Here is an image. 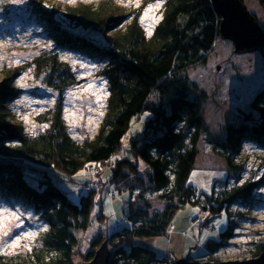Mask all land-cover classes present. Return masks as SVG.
I'll list each match as a JSON object with an SVG mask.
<instances>
[{
  "label": "trees",
  "instance_id": "obj_1",
  "mask_svg": "<svg viewBox=\"0 0 264 264\" xmlns=\"http://www.w3.org/2000/svg\"><path fill=\"white\" fill-rule=\"evenodd\" d=\"M257 1L264 8V0ZM44 3L35 1L33 16L45 23L56 48L100 63L99 77L106 81L109 92L107 112L94 140L76 141L62 120L61 110L48 133L30 137L11 107L17 99L15 71L6 72L0 82V197L32 210L45 221L47 230L28 260L15 262V258L0 255V264H84L93 261L104 244L111 253L109 264H175L177 260L159 258L137 239L165 236L177 212L189 205L209 213L202 228L209 227L223 212L229 214L228 228L220 239L209 240L204 255L188 258L195 264L204 258L219 263L216 256L229 245L238 228L230 208L239 202H250L251 208L252 194L264 185L246 182L227 188L239 172L236 155L243 144L256 143L264 149V88L249 111L241 113L242 122L227 127L226 139L213 142L227 163L228 180L219 189L214 187L210 195L200 192L189 184V178L206 127L202 110L207 94L188 73L207 62L221 39V18L212 0H163L164 17L153 34L144 26L140 11L130 12L115 0L59 8V12L42 8ZM59 15L68 23L58 20ZM86 32L100 35L105 44ZM34 63L37 74L43 75L52 90L64 92L79 84L57 52L44 53ZM154 94L157 99H153ZM145 112L144 130L127 140L134 119ZM108 166L109 185L104 183L84 193L78 203H73L46 171L53 168L72 180L87 167L103 176ZM36 167L45 170L44 177L28 181L26 170L35 172ZM106 188L113 199L117 193L128 195L124 215L132 221L131 227L104 231L108 217L103 200L96 203V199ZM151 193L166 205L153 215L147 200ZM94 212L99 229L84 251L80 236L85 237L91 227ZM256 248L257 258L264 254V242Z\"/></svg>",
  "mask_w": 264,
  "mask_h": 264
},
{
  "label": "rangeland",
  "instance_id": "obj_2",
  "mask_svg": "<svg viewBox=\"0 0 264 264\" xmlns=\"http://www.w3.org/2000/svg\"><path fill=\"white\" fill-rule=\"evenodd\" d=\"M35 1L37 0H21V2L13 3L12 0H0V82L5 78L7 71H15L13 82L17 99L12 103V111L17 122L24 126L30 137L48 133L61 110L62 120L76 141L83 143L94 140L105 118L109 95L106 81L99 77L100 63L78 53L56 48V44L47 35L45 23L37 21L33 16ZM42 1H45L42 8L59 12V8L65 10L81 5L97 6L106 0ZM115 1L117 5L130 12L140 11L143 24L150 34H153L163 20V2L159 8L149 11L147 16L143 15L148 5H155L158 0ZM137 2L139 7L136 6ZM243 2L256 16L260 27L264 30V8L257 0H243ZM57 19L68 23L64 22L61 15L57 16ZM65 25L68 26V24ZM85 35L105 44L104 39L96 33L86 32ZM51 51L59 53L61 60L68 63L79 84L64 92L52 90L47 86L43 75L37 74L34 61L42 54H48ZM18 70L20 72H17ZM188 74L192 82L207 94L202 110L206 127L201 133L198 145L199 155L189 178V184L200 192L210 195L214 187L219 189L230 175L225 159L218 149H214L213 142L226 139L227 127L230 124L242 122L241 113L249 111L256 95L264 88V49L238 54L235 52L233 42L219 39L207 62L192 68ZM89 85L92 87L89 88ZM157 98L158 95L154 94L153 99ZM147 117L148 112H145L134 119L127 140L144 130ZM184 132L189 137V129L185 128ZM236 164L240 165L239 172L228 181L227 188L246 182L264 184V149L262 147L256 143H244L239 155H236ZM36 168L35 172L26 170L28 181L44 177L45 170L41 167ZM106 168L103 178H108L110 174L111 167ZM47 170L53 183L73 203H78L80 197L88 193L86 187L84 188L88 182L84 178L87 170L81 171L72 180L53 168ZM238 177L239 180H237ZM127 198V194L117 193V198L113 199L107 188L101 196L97 197L96 203L103 200L104 213L108 217L106 224L103 225L104 231L112 230L123 220ZM147 200L151 215L162 211L166 206L158 199L157 194H148ZM251 203L253 205L251 208L250 202L247 205L239 202L230 208L232 219L237 223L238 228L229 245L216 256L220 260L219 263L256 258V247L264 242V185L254 191ZM198 214L204 219L209 215L200 207L186 206L173 218L168 234L153 238H139L137 241L140 245L155 251L159 258L168 256L172 260H180L200 257L205 254L204 245L209 240L218 241L221 233L228 228L229 214L223 212L209 227L193 229L190 238L183 237L184 232L191 231V219ZM17 224L20 226L17 227ZM0 226L2 231L9 232L8 236H3L0 231V255L15 258V262L29 259L31 251L38 243V238L46 231L45 228L47 229L45 221L32 210L17 203H8L1 197ZM98 229L99 225L94 212L91 227L85 237L80 236L84 251L88 249L89 242ZM28 232L35 235L30 238L24 236L18 245L4 247V241H11ZM219 263L211 262L208 258L199 259V264Z\"/></svg>",
  "mask_w": 264,
  "mask_h": 264
},
{
  "label": "water",
  "instance_id": "obj_3",
  "mask_svg": "<svg viewBox=\"0 0 264 264\" xmlns=\"http://www.w3.org/2000/svg\"><path fill=\"white\" fill-rule=\"evenodd\" d=\"M215 12L222 18L220 37L234 44L238 54L264 49V31L257 18L248 10L242 0H212ZM111 253L104 244L93 261L84 264H109ZM175 264H193L180 259ZM219 264H264V254L246 261H229Z\"/></svg>",
  "mask_w": 264,
  "mask_h": 264
},
{
  "label": "bare ground",
  "instance_id": "obj_4",
  "mask_svg": "<svg viewBox=\"0 0 264 264\" xmlns=\"http://www.w3.org/2000/svg\"><path fill=\"white\" fill-rule=\"evenodd\" d=\"M243 1V0H242ZM217 14V13H216ZM218 15V14H217ZM254 15V14H253ZM255 16V15H254ZM256 17V16H255ZM221 18V17H220ZM222 19V18H221ZM264 31V30H263ZM222 39V38H221ZM263 50V49H262ZM108 98H109V95H108ZM108 98H107V101H108ZM107 104V103H106ZM199 155V154H198ZM140 166H141V168L142 169H145V166H144V164L143 163H141L140 164ZM88 168V167H87ZM86 168V170H87V177L85 178V179H87L88 180V182H86V184H85V186H84V188L86 187V191H92V190H94V189H96L97 187H98V185H103L104 183H107L108 185H109V179L108 178H103L101 175H100V171H96L95 169H92V168H88L87 169ZM47 170V169H46ZM102 173H104V172H102ZM34 180V179H33ZM32 180V181H33ZM113 192L111 191V194H112ZM125 219H127L129 222H130V224H127V223H125ZM193 220H196V221H198L199 223L197 224V225H195V226H193L192 225V221ZM204 220V218H201L200 216H199V214L198 215H196V216H194L192 219H191V226H192V229H191V231H186V232H184L183 234H182V236L183 237H187V238H190V233L192 232V230L193 229H198V228H201L202 226H201V224H202V221ZM133 225V223H132V221L128 218V217H126V216H124L123 217V220H121L118 224H116L113 228H112V230H115V231H118L120 228H122V227H124V226H129V227H131ZM170 230V229H169ZM168 230V232H170ZM138 240V239H137ZM137 243L139 244V242L137 241ZM186 260H188V259H186ZM198 261V264H199V259H197ZM178 261V260H177ZM189 261V260H188ZM193 264H195L194 262H192Z\"/></svg>",
  "mask_w": 264,
  "mask_h": 264
},
{
  "label": "snow or ice",
  "instance_id": "obj_5",
  "mask_svg": "<svg viewBox=\"0 0 264 264\" xmlns=\"http://www.w3.org/2000/svg\"><path fill=\"white\" fill-rule=\"evenodd\" d=\"M12 2L13 3H18V2H21V0H12ZM129 2H131V0H129ZM162 2H163V0H158V2L155 5H151V4L148 5V7L144 10V14L143 15L147 16L149 11L153 10V8H159L161 6ZM136 6L139 7V3L138 2L136 4ZM91 87H92V85H89V88H91ZM25 119H27V117H25ZM45 127H47V126L45 125ZM12 215H15V213H12ZM16 218H17V220L19 219L18 216ZM217 223H219V221ZM16 226L19 227L20 225L17 224ZM45 230H47V229L45 228ZM0 231H2V226H0ZM2 235L3 236H8L9 232L8 231H2ZM34 235H35V233H32V232L24 233L21 236H17L16 238L12 239L11 241H4L3 242L4 243V247H11V246H14V245H18L20 239H22L24 236H27V237L30 238V237H32ZM25 247H28V246L25 245ZM29 250H30V248H29Z\"/></svg>",
  "mask_w": 264,
  "mask_h": 264
},
{
  "label": "built area",
  "instance_id": "obj_6",
  "mask_svg": "<svg viewBox=\"0 0 264 264\" xmlns=\"http://www.w3.org/2000/svg\"><path fill=\"white\" fill-rule=\"evenodd\" d=\"M125 223L130 224V222H129L127 219H125ZM198 223H199V222L196 221V220H193V221H192V225H193V226L197 225Z\"/></svg>",
  "mask_w": 264,
  "mask_h": 264
}]
</instances>
